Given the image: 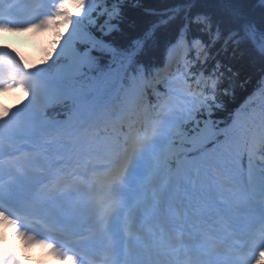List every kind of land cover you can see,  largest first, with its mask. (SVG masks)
Listing matches in <instances>:
<instances>
[{"label": "snow or ice", "instance_id": "obj_1", "mask_svg": "<svg viewBox=\"0 0 264 264\" xmlns=\"http://www.w3.org/2000/svg\"><path fill=\"white\" fill-rule=\"evenodd\" d=\"M128 3L0 0V35L56 33L40 63L0 44V264H264V74L232 109L213 57L264 64V0H173L136 35Z\"/></svg>", "mask_w": 264, "mask_h": 264}, {"label": "trees", "instance_id": "obj_2", "mask_svg": "<svg viewBox=\"0 0 264 264\" xmlns=\"http://www.w3.org/2000/svg\"><path fill=\"white\" fill-rule=\"evenodd\" d=\"M172 3L173 0H138V3L129 0L125 10L129 18L137 22L136 30L130 33V35L139 34L151 21L158 18L164 9L171 7ZM148 9L154 10L155 15H147L146 10ZM213 57L220 61L219 67L226 74L225 80L228 79L227 74L229 72L234 80L237 74L239 75L242 84L236 88L234 99L229 95V107L232 109L239 107L253 91L257 83H259L262 74H264V64L259 60H252L247 56L241 58L239 53L233 57L231 52L226 53L222 46L219 50V55L213 53ZM147 59L149 62L155 63L158 59V53L150 54ZM252 99L255 101V107H257L263 97L257 92ZM249 110H253V108H248L247 111ZM229 115L230 113H223L222 118L228 119Z\"/></svg>", "mask_w": 264, "mask_h": 264}, {"label": "rangeland", "instance_id": "obj_3", "mask_svg": "<svg viewBox=\"0 0 264 264\" xmlns=\"http://www.w3.org/2000/svg\"><path fill=\"white\" fill-rule=\"evenodd\" d=\"M62 27V26H61ZM63 27L60 28V32L63 33ZM54 35V36H53ZM55 39H56V35L53 34V31H50L48 33H46L44 36H42L41 38V41L39 43H41V45L43 46H46L48 51L50 52L54 46V43H55ZM8 41H12L14 43H18L19 41L15 40V39H8ZM29 47L31 48H36V45H31V44H27ZM17 98V96H15ZM11 243V241H10ZM19 247L18 245L17 246H14L13 247V250H16V248ZM19 252H20V248H19Z\"/></svg>", "mask_w": 264, "mask_h": 264}, {"label": "bare ground", "instance_id": "obj_4", "mask_svg": "<svg viewBox=\"0 0 264 264\" xmlns=\"http://www.w3.org/2000/svg\"><path fill=\"white\" fill-rule=\"evenodd\" d=\"M16 96H17V99H18V94Z\"/></svg>", "mask_w": 264, "mask_h": 264}]
</instances>
